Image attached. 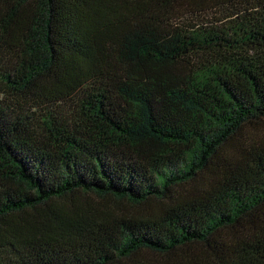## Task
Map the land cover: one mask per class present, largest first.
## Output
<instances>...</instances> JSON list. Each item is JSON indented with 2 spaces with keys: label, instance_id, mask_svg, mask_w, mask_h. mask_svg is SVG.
Masks as SVG:
<instances>
[{
  "label": "trees",
  "instance_id": "trees-1",
  "mask_svg": "<svg viewBox=\"0 0 264 264\" xmlns=\"http://www.w3.org/2000/svg\"><path fill=\"white\" fill-rule=\"evenodd\" d=\"M0 264H264V0H0Z\"/></svg>",
  "mask_w": 264,
  "mask_h": 264
}]
</instances>
